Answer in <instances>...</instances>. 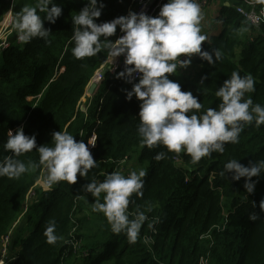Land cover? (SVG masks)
<instances>
[{"label":"trees","instance_id":"16d2710c","mask_svg":"<svg viewBox=\"0 0 264 264\" xmlns=\"http://www.w3.org/2000/svg\"><path fill=\"white\" fill-rule=\"evenodd\" d=\"M131 1L101 0L104 7L97 23L126 16ZM54 2L62 7V15L55 23L44 22L51 29L47 42L34 38L17 43L14 35L9 47L0 51V160L12 154L4 149L9 129L15 134L23 127L26 135L36 137L37 147L53 146L52 134L57 131H67L86 144L95 133L96 144L90 151L97 163L87 178L78 173L75 184L60 181L45 188L35 187L44 169L39 153L33 149L14 157L28 171L19 178L0 177V242L19 221L34 187L35 196L24 216L29 224L39 216L19 243L12 234L7 264H201L208 257L209 264H264V211L259 207L264 200V173L252 178L257 181L253 193L244 187L246 178L236 181L232 173L221 175L230 160L245 166L264 160V125L244 123L238 143H226L223 153L212 152L196 163L184 152H169L163 145L141 146L140 106L134 98L126 99L125 90L132 86L123 79L109 74L100 91L82 104L92 77L107 58V50L83 59L72 54V17L88 0ZM225 2L220 3L215 20L219 34H210L202 45L209 52L218 49L222 59L209 64L197 55L191 66L196 73L184 72L187 77H181L178 69L170 74L182 91L198 97L201 112L218 108L221 101L215 93L234 71L254 81V91L244 99L264 106V22L254 28ZM30 3L15 0L13 6V0H0V26L9 10L17 16ZM256 7L262 10L264 4ZM160 152L164 158L156 160ZM133 155L146 175L143 196L132 195L127 214L133 219L144 212L147 219L136 243L130 244L124 232H112L102 212L92 210L96 198L85 186L120 172ZM252 213L258 216L255 221L249 219ZM50 220H55L61 237L54 245L44 236Z\"/></svg>","mask_w":264,"mask_h":264},{"label":"clouds","instance_id":"9594fccd","mask_svg":"<svg viewBox=\"0 0 264 264\" xmlns=\"http://www.w3.org/2000/svg\"><path fill=\"white\" fill-rule=\"evenodd\" d=\"M255 2L264 4V0ZM103 7L101 0H88L85 7L72 17V54L83 59L107 50V59L111 62L124 56L125 68L117 78L132 83L135 77H139L131 90L125 91L127 100L131 101L135 96L141 101L138 126L141 146L152 149L163 145L169 152H184L196 163L212 152L223 153L226 143H238L244 123L255 121L257 127L264 125V106L253 105L251 99H244L246 93L254 91L250 75L242 77L234 71L215 93L221 101L218 108L203 112L198 97L191 91H182L181 85L170 79V74L176 73L178 67L190 66L193 55H199L209 64L222 59L218 49L214 48L212 52L202 50L207 37L202 34L203 16L197 0H168L157 17L130 11L126 16L97 23ZM38 12L45 13V16L42 18ZM61 15L62 7L54 0H36L35 6H23L14 22L18 41L28 43L41 38L47 42L51 29L46 28L44 22L55 23ZM118 27L123 35L113 41L110 37L116 34ZM182 56L187 58L181 59ZM96 140L95 133L86 144L82 140L78 142L67 131H57L52 134L53 146L37 147L36 137L26 135L23 127L15 134L9 129L4 149L12 154L0 160V177L19 178L27 172L25 163L14 157L35 149L40 164L47 169L48 185L60 181L75 184L78 173L87 178L90 170L96 167L97 162L89 149V145L95 146ZM164 155L160 152L155 159H163ZM225 172L232 173V179L236 181L246 178L244 187L247 193H253L257 181L252 178L264 173V160L245 166L233 159L225 164L221 175ZM145 175L143 169L127 176L117 171L108 174L102 182L93 179L85 186V191L96 198L92 210L102 212L112 232H124L130 244L136 243L147 219L144 212H138L133 219L127 214L132 195L143 196L142 178ZM102 193L103 202H100ZM259 207L264 211V200L260 201ZM249 219L255 221L258 216L252 213ZM44 236L52 245L61 239L56 233L55 220L47 223Z\"/></svg>","mask_w":264,"mask_h":264},{"label":"built area","instance_id":"2783aa9c","mask_svg":"<svg viewBox=\"0 0 264 264\" xmlns=\"http://www.w3.org/2000/svg\"><path fill=\"white\" fill-rule=\"evenodd\" d=\"M226 1V0H224ZM166 2V0H132L131 4L128 8V13L130 11L136 12V13H141L144 12L149 16L152 17H157L159 14V11L162 7V5ZM211 0H197V3L200 5L201 7V11L205 9V7H207L210 4ZM257 3L254 0H240V4L237 6V13L239 15H241L242 17H245V19L247 20V22L253 26L254 28L258 29L261 27L262 22H264V8L262 10H258L256 7ZM128 15V14H127ZM16 14L13 13V10H9L4 18L3 23L0 26V51L3 49H6L7 47H9L10 45V38L13 37L15 35L16 37V42L17 43H21L18 41L17 39V32L14 29V22L16 19ZM121 35H123V33L120 31V29H117L116 34L113 37V41H115L117 38H119ZM187 57L182 56L181 59H186ZM125 68V64H124V56H120L117 57L113 62L109 61L106 58V61L104 62V64L98 68V70L95 72L94 76L92 77L90 84L88 86L89 87L92 85V83H95L96 86V90H95V94L98 93V91H100V86L103 83V81L106 79V77L110 74V75H117L120 71H123ZM105 71H108L107 75H103V73ZM139 77H135L132 81V83H127L124 79V82H126L128 84V86H132L133 83L138 82ZM95 94L90 95L88 93V90L86 92L85 97L83 98V100L89 101L93 97ZM134 100L138 103V105H141V101L138 100L135 96H133ZM83 110L86 112L85 107L83 108ZM81 133L84 132L82 131ZM45 169V167H44ZM43 169V171H44ZM42 171V174H43ZM42 174L40 179L37 181L36 186H42L47 188L48 184L46 183V179H42ZM129 175V174H127ZM126 175V176H127ZM98 182H102V179L100 178L98 180ZM35 187L28 193L27 195V200L24 203V209L23 212L20 216L23 217L24 214L28 211L29 206L31 201L33 200V198L29 199V196L31 194H33V196H35ZM12 232H13V228L8 232L7 235H5V237L1 240L0 242V264H7V260L10 257V248H11V239H12ZM201 264H209V257L206 259H202Z\"/></svg>","mask_w":264,"mask_h":264},{"label":"crops","instance_id":"0c3cea01","mask_svg":"<svg viewBox=\"0 0 264 264\" xmlns=\"http://www.w3.org/2000/svg\"><path fill=\"white\" fill-rule=\"evenodd\" d=\"M19 1V0H17ZM35 2V0H28V3H30L28 6H32V4ZM216 1L215 0H212L211 3H210V7L209 8H206L205 7V10L202 13V16H203V19L201 20V29H202V34H204L206 37H208L210 34H215L216 31H218L219 29L218 28H215L214 26H216L217 24L219 23H215V20H216V15L218 14V12H220V3L224 2V1H221V0H218V4L215 3ZM240 4V0H226L225 2V5L226 6H231L233 8H237V6ZM216 9H215V8ZM218 9V12L215 14L214 18H213V24L212 26L209 25V20L211 18V15L214 11H217ZM211 26V27H209ZM197 57V55H193L192 58H191V64H190V67L192 65H194V59ZM179 69V70H178ZM178 71H180V75L181 77H187L185 74H183L186 69H181L178 67ZM28 217L25 218L24 220L21 218L18 222L15 223V225L13 226V237L15 240H17V243H19L20 239H24L26 238L29 234H30V231H28L29 227L31 226L28 222ZM21 245V243L19 244ZM19 248H21V246H19Z\"/></svg>","mask_w":264,"mask_h":264},{"label":"rangeland","instance_id":"374dc122","mask_svg":"<svg viewBox=\"0 0 264 264\" xmlns=\"http://www.w3.org/2000/svg\"><path fill=\"white\" fill-rule=\"evenodd\" d=\"M212 1V0H211ZM216 2L215 3H219L218 2V0H215ZM221 1H224V0H221ZM211 3V2H210ZM35 4H36V1L32 4V6H35ZM210 7V4L206 7V8H209ZM215 8V7H214ZM216 9V8H215ZM205 10V9H204ZM204 10H202L201 12H203ZM218 12V9H217V11H214L213 13H212V15H211V18H210V20H209V25H211L212 26V24H213V18H214V16H215V14ZM215 23H218V22H216L215 21ZM219 25L220 24H217L216 26H214L215 28H220L219 27ZM211 26H209V27H211ZM219 31H220V29L218 30V31H216V33L215 34H219ZM183 72H185L186 74L187 73H191V74H194V73H196V71L194 70V69H192L190 66L185 70V71H183ZM198 72H199V70H198ZM90 98H92V97H90ZM86 103V100H83L82 101V104H85ZM93 148V146L91 147V145H89V149H92ZM128 164L126 165V166H123L122 168H121V171H120V173L121 174H123V175H127V174H130L132 171H136L137 173L141 170V169H143V170H145V168L144 167H141L137 162H136V160H135V156L133 155L132 156V158L131 159H129V161L127 162ZM46 177H47V169L45 168L44 169V171H43V174H42V179H46ZM92 197H93V195L92 194H90ZM32 198H34V196H33V194H31L30 196H29V199H30V201H31V199ZM38 216H39V214L37 215V216H35V218H34V221H33V223L32 224H30L31 226L29 227V229H28V231H32V229H34V227L36 226V221L38 220ZM23 220L25 219V218H27V216L25 217V216H23V217H21ZM21 218H19V220L21 219Z\"/></svg>","mask_w":264,"mask_h":264},{"label":"water","instance_id":"95a60500","mask_svg":"<svg viewBox=\"0 0 264 264\" xmlns=\"http://www.w3.org/2000/svg\"><path fill=\"white\" fill-rule=\"evenodd\" d=\"M108 74V71H105L104 73H103V75H107ZM96 84L95 83H92V85L89 87V89H88V93L90 94V95H92V94H95V90L97 89L96 88ZM94 148V147H93Z\"/></svg>","mask_w":264,"mask_h":264}]
</instances>
